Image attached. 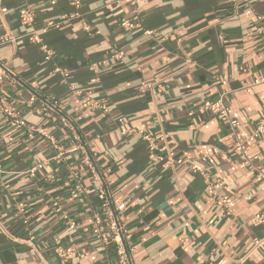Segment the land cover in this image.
<instances>
[{
	"label": "crops",
	"instance_id": "crops-1",
	"mask_svg": "<svg viewBox=\"0 0 264 264\" xmlns=\"http://www.w3.org/2000/svg\"><path fill=\"white\" fill-rule=\"evenodd\" d=\"M71 2L0 0V38H12L0 42V97L26 122L0 112V264H118L92 234L99 180L83 144L125 204L134 264H264V129L248 141L264 118V0ZM47 21L60 22L42 35L50 59L27 37ZM219 98L234 130L198 110ZM169 153L182 164L153 159Z\"/></svg>",
	"mask_w": 264,
	"mask_h": 264
},
{
	"label": "built area",
	"instance_id": "built-area-1",
	"mask_svg": "<svg viewBox=\"0 0 264 264\" xmlns=\"http://www.w3.org/2000/svg\"><path fill=\"white\" fill-rule=\"evenodd\" d=\"M129 2L131 3L132 6H134L136 0H129ZM71 4L77 10L81 5V0H72ZM132 12H133L132 14L134 15L133 19H135L137 17V12L135 10H133ZM77 15H78L77 13H74L73 15L68 16V19L72 17H76ZM260 19L263 20L264 18H260ZM20 20L23 25L31 26L33 23L32 11L29 9L21 10ZM59 23L60 22H56V21H47L43 26H41L37 30L36 29L32 30L27 35L29 41H31L32 43L36 44L39 47V49L43 52L46 59L51 58L52 51L48 48L47 44H45L44 40L42 39V35L47 33L51 28L59 27ZM120 26L124 29H134L138 27V24L134 22V20L124 19L121 20ZM86 29H88V27H86ZM144 33L150 34L151 32L145 31ZM5 41H12V38L7 35H3L0 38V42H5ZM59 71L60 70L58 69L54 70V72H59ZM63 75L67 76V74H63ZM0 82H1V78H0ZM255 83L264 85V79H259ZM36 100H37L36 97L32 95L29 98L28 103L33 104ZM56 108H58L56 102H45V101L42 102L43 111L54 110ZM102 108L105 110V107L102 106ZM198 110L217 115L220 118V120L226 122L232 130H234L239 124L237 120L230 118L229 110L225 105L223 98H219L214 102L206 101L199 106ZM0 112H2L5 115L10 126L15 128L26 127V122L22 117H20L17 110L13 107L8 106L4 98L1 97H0ZM62 122L64 125H68V120L66 118H63ZM263 129H264V118L259 120L255 132L249 136L248 141L250 142L254 141L258 137V134ZM30 131L31 132L36 131L42 133L39 129H35V128H30ZM129 133L140 137L146 143V146L150 151V153H153L154 150H159V151L164 150V148L159 149L156 146L155 139L148 133H145L141 130L139 131L131 130ZM234 147L242 152L246 162L251 163L252 161L258 159L257 156L248 157L247 150L243 142L240 141L235 142ZM81 149L83 150L84 164L88 167L91 173L97 176L99 180L97 198L100 201V210L99 212L93 215V223L91 228L92 234L105 245L114 246L118 264H134V257H133L134 249L132 243V235L126 226L123 215L125 204L120 199L114 197L111 194L105 183V180L107 179L110 170L108 169L101 170L94 164L92 155L88 151L86 144H83L81 146ZM153 156H154L153 157L154 160L163 161L165 162L166 166L170 165L172 162L176 164H182V160L176 159L173 153H169L167 158H163L161 156H156V155ZM42 166L43 165H39L37 168H41ZM34 171L35 169L32 170V172ZM259 176L261 177V174H259ZM81 192L82 189L78 188L72 193V196L77 197L78 194H80ZM222 203L224 204L226 209H228L227 201L222 200ZM64 219H66L70 225H74L66 214H64ZM262 219H263L262 216L257 215L252 219V221L257 222V221H262ZM31 252L35 253V250L31 248Z\"/></svg>",
	"mask_w": 264,
	"mask_h": 264
}]
</instances>
